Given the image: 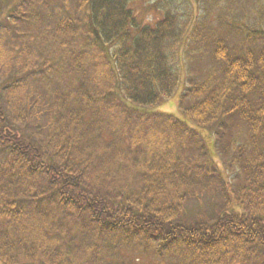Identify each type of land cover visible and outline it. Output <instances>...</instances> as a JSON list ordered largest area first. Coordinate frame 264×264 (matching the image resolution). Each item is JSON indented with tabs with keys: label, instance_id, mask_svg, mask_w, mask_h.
I'll list each match as a JSON object with an SVG mask.
<instances>
[{
	"label": "trees",
	"instance_id": "obj_1",
	"mask_svg": "<svg viewBox=\"0 0 264 264\" xmlns=\"http://www.w3.org/2000/svg\"><path fill=\"white\" fill-rule=\"evenodd\" d=\"M137 1L0 0V40L56 43H0L3 264H264V12L156 0L151 25ZM181 88L182 119L154 110Z\"/></svg>",
	"mask_w": 264,
	"mask_h": 264
},
{
	"label": "rangeland",
	"instance_id": "obj_2",
	"mask_svg": "<svg viewBox=\"0 0 264 264\" xmlns=\"http://www.w3.org/2000/svg\"><path fill=\"white\" fill-rule=\"evenodd\" d=\"M175 6L179 9L180 5H181V1L179 0H175ZM184 1V0H183ZM156 0H138L137 2H134L132 5L135 9V11L138 13V17L139 20L141 21L142 24H151L154 25L156 19H157V13L154 9V6L156 5ZM24 4L22 3V5L20 4L19 7H17V9H14V11L12 12V14H16L15 12H19L24 8ZM64 4V3H63ZM161 5H164V3H161ZM256 7L258 11H263L264 12V0H256ZM42 5L39 3V0H36L35 3V8H37L38 10H41L43 12H38L39 14H46V13H51V14H56L57 13H62V14H67L68 12H71L72 7L68 8L67 5H65L64 7H52L49 9H39V7H41ZM247 7V6H246ZM27 9H29V6H26ZM183 9H186V6L183 5ZM206 13V16H203L201 19H203V22H206L209 24V26H213V28L218 31V22H216V13H218V10H216L215 12L211 13L209 11V8H204ZM45 10V11H44ZM197 10L198 8H194V15H197ZM202 12H204V10H202ZM254 12H252V15L254 17ZM237 13V11L235 12V14ZM264 14V13H263ZM250 19V18H249ZM263 26H264V21L262 22ZM26 26H29V23L26 24ZM17 27L15 26L13 28V31L16 29ZM17 32L23 34V36L20 37L19 41H7L6 38L1 39L0 43L3 44L4 49L8 50V48H13L15 52H17L16 54H18V52H21L23 48L27 49L28 51H30L31 49L37 54L40 55L41 51H44L43 54H47L48 52L51 51L52 49V44H56L53 43L54 41H36L35 37L37 36L35 34V29L33 30L31 29H27L24 26H21L20 28L16 29ZM35 42V43H34ZM35 44H37V48L34 46ZM56 48V46L54 47ZM58 48V47H57ZM206 62H209L208 59L206 58H202L199 57L197 58L196 63L192 64V70L191 72L187 71V68L185 66H183V75L186 76L187 74H189V76L194 75L197 76L200 71V68L202 67L203 69L206 66ZM185 65V63H184ZM185 67V68H184ZM57 88V86H55ZM53 90V89H51ZM180 91H182V88L179 89V92L177 93V96L171 100H168L166 103H163L162 105H160L159 107H157L156 109H154L157 113H168V114H173L174 116L178 117V118H183V116L181 115V113L179 112L177 103H178V96L180 95ZM207 131V130H206ZM202 135L204 136L205 140L207 141V144L209 146V149L211 150V154L213 155L214 158H217L219 156V153H217V151L215 150V138L213 136H209L208 131L207 132H203ZM198 204L199 201L196 202H192L190 204L191 208L194 209V207H196V209L198 208ZM202 206V205H201ZM132 257H135V255H132ZM157 259H152V258H147V259H139V261L137 262L138 264H154V262ZM0 264H3L2 262H0Z\"/></svg>",
	"mask_w": 264,
	"mask_h": 264
}]
</instances>
